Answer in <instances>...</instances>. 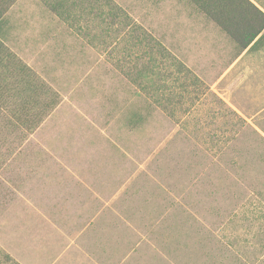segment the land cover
I'll list each match as a JSON object with an SVG mask.
<instances>
[{"label": "rangeland", "instance_id": "1", "mask_svg": "<svg viewBox=\"0 0 264 264\" xmlns=\"http://www.w3.org/2000/svg\"><path fill=\"white\" fill-rule=\"evenodd\" d=\"M112 1L192 72L199 100L127 129L139 102L108 47L46 0H17L5 44L60 102L20 145L0 142V264H264V47L239 53L184 0ZM216 98L245 123L220 118ZM236 132L235 152H207L208 134Z\"/></svg>", "mask_w": 264, "mask_h": 264}, {"label": "trees", "instance_id": "2", "mask_svg": "<svg viewBox=\"0 0 264 264\" xmlns=\"http://www.w3.org/2000/svg\"><path fill=\"white\" fill-rule=\"evenodd\" d=\"M16 1L0 0V120L4 128L0 132V142L6 145L12 135L20 145L60 102L59 94L5 44L8 30L6 15ZM184 1L224 33L239 53H254L264 47V12L251 0ZM46 6L60 20L68 23L72 30L77 28L88 41L94 40L98 42L97 45L108 47V60L114 70L134 88V95L139 102V105L130 108L125 117L127 129H143L158 111L178 119L181 115L189 114L188 109L199 100L197 90L200 83L192 72L159 40L134 23L112 0H46ZM93 22L98 32L91 36L89 24ZM216 100L227 109L220 118L245 123L222 100ZM254 133L263 148L255 155L264 164V138L256 131ZM238 136L237 132L231 134V138L208 134L207 141L211 146L207 152L212 150L211 153L217 159L223 158L233 148L227 143H233ZM231 166L239 169L241 174H249L244 165ZM255 177L258 175L255 174ZM221 207L217 204L215 211L220 212ZM233 217L227 223H232ZM259 218L264 219V213L259 212L255 220ZM260 228L263 230L264 225ZM218 234L213 237L218 238ZM217 242L221 244L220 238ZM5 257L13 262L9 256Z\"/></svg>", "mask_w": 264, "mask_h": 264}, {"label": "crops", "instance_id": "3", "mask_svg": "<svg viewBox=\"0 0 264 264\" xmlns=\"http://www.w3.org/2000/svg\"><path fill=\"white\" fill-rule=\"evenodd\" d=\"M258 8H260L263 12L264 10L260 7V5H258L254 0H251Z\"/></svg>", "mask_w": 264, "mask_h": 264}]
</instances>
